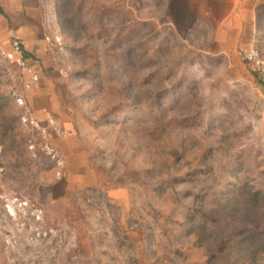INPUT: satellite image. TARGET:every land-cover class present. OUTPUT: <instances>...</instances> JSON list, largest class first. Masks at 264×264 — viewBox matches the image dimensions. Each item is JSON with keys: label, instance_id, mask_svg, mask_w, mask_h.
I'll list each match as a JSON object with an SVG mask.
<instances>
[{"label": "rangeland", "instance_id": "374dc122", "mask_svg": "<svg viewBox=\"0 0 264 264\" xmlns=\"http://www.w3.org/2000/svg\"><path fill=\"white\" fill-rule=\"evenodd\" d=\"M232 1H41L57 159L0 65V264H264V8L235 34Z\"/></svg>", "mask_w": 264, "mask_h": 264}, {"label": "crops", "instance_id": "0c3cea01", "mask_svg": "<svg viewBox=\"0 0 264 264\" xmlns=\"http://www.w3.org/2000/svg\"><path fill=\"white\" fill-rule=\"evenodd\" d=\"M42 0H0V44L10 47L9 36L18 37L25 48L39 51L45 43L40 36L43 26ZM41 2V3H40ZM264 8V0H233V12L225 16V26L232 25L235 34H250L254 31L260 7ZM45 17V16H44Z\"/></svg>", "mask_w": 264, "mask_h": 264}, {"label": "built area", "instance_id": "2783aa9c", "mask_svg": "<svg viewBox=\"0 0 264 264\" xmlns=\"http://www.w3.org/2000/svg\"><path fill=\"white\" fill-rule=\"evenodd\" d=\"M9 40V48L0 47V65H5L6 68H15L18 72L19 81L22 82V87L20 85V88L16 86L11 88L12 97L19 106L23 107V113L21 114L20 122L24 127L36 130L41 135L42 150L51 155L52 158L57 159V153L51 146L48 138V131L46 128L41 126L37 119L32 115L25 102V93L38 81V73L31 65L27 51L21 40L13 34L9 36ZM248 56L251 57L250 55ZM256 64L258 63L256 62ZM57 133H60V131ZM33 145L34 144L31 143L30 148H32ZM5 208L10 215L14 214V211L9 204H6Z\"/></svg>", "mask_w": 264, "mask_h": 264}]
</instances>
